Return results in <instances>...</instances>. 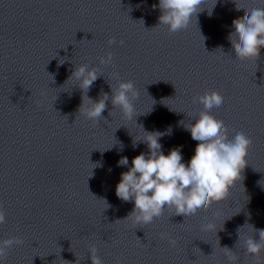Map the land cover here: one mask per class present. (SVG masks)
<instances>
[{
	"label": "clouds",
	"instance_id": "obj_1",
	"mask_svg": "<svg viewBox=\"0 0 264 264\" xmlns=\"http://www.w3.org/2000/svg\"><path fill=\"white\" fill-rule=\"evenodd\" d=\"M234 2L236 10L243 9L245 13L243 17L232 21L235 30L228 37L236 59L242 62L258 61L261 49L264 48V7L246 8L236 3V0ZM204 3L205 0H159L158 5H153V8L159 7L161 12L156 27L166 26L170 34L186 30L193 17L196 19L197 14L205 9L201 7ZM114 43V37L107 41L109 47ZM119 43L123 45L124 41ZM99 61L102 65H112V52H107ZM100 76L101 72L94 66L90 67L84 63L75 65L67 81H78L77 86L82 92V103L77 115L92 121L94 125L102 118L107 121L102 114L109 100L113 106V110L109 112L110 116L116 109L128 120H133L139 115L134 103L139 97L137 88L132 80L120 79L118 73L112 74L116 85L109 83L111 96L101 91L98 99L89 97L87 93ZM192 102L199 103L203 108L194 123L184 125L185 129L190 131L191 138L198 142L195 153L187 164L182 162L180 148H173L167 155L162 151L159 140L162 136L170 134V129L166 132H148L139 125L144 135L141 139L133 141V147L142 142L147 145L148 152L135 156L129 170L121 173L115 194L122 202H134V207L127 217L116 221L130 220L134 227L143 228L161 218L166 210H174L176 216L192 217L199 211L207 212L214 204L226 200L236 183L243 181L242 173L248 165L247 156L253 143L252 139L243 131L229 129L223 120L211 114L212 109L220 108L224 103V97L219 91L207 90L203 94H197ZM230 132L234 133L231 138ZM128 164V158L121 157L117 166ZM105 203L107 208L110 207L106 201ZM5 223L6 214L0 204V225ZM246 225L250 224L246 223L244 226ZM243 227L238 229L237 242L242 243L246 249V256L254 257L256 264H264L261 260V253L264 252V229L252 226L259 237L256 239L255 236H241ZM201 230H215V225L212 222L202 224ZM160 238L166 240L170 247L174 248L177 244L176 239L168 233H161ZM23 243L19 236L0 239V262L7 260L9 250L13 246ZM221 249L229 264H237L240 257L234 251L227 246ZM97 252L96 245L90 244L91 264H104Z\"/></svg>",
	"mask_w": 264,
	"mask_h": 264
}]
</instances>
